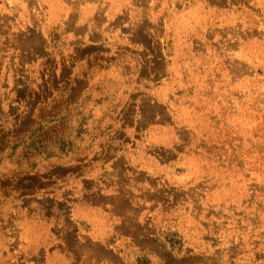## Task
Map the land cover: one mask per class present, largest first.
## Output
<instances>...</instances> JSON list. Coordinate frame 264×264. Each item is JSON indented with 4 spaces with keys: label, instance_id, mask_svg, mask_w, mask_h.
<instances>
[{
    "label": "rangeland",
    "instance_id": "obj_1",
    "mask_svg": "<svg viewBox=\"0 0 264 264\" xmlns=\"http://www.w3.org/2000/svg\"><path fill=\"white\" fill-rule=\"evenodd\" d=\"M0 264H264V0H0Z\"/></svg>",
    "mask_w": 264,
    "mask_h": 264
},
{
    "label": "crops",
    "instance_id": "obj_2",
    "mask_svg": "<svg viewBox=\"0 0 264 264\" xmlns=\"http://www.w3.org/2000/svg\"><path fill=\"white\" fill-rule=\"evenodd\" d=\"M77 5H79V4H77ZM80 10H84V7L83 6H78V8H77V12L79 11L80 12ZM84 12V11H83ZM71 13H73V12H71ZM83 20H84V18H83ZM74 24V23H73ZM72 28H74V26H72Z\"/></svg>",
    "mask_w": 264,
    "mask_h": 264
},
{
    "label": "bare ground",
    "instance_id": "obj_3",
    "mask_svg": "<svg viewBox=\"0 0 264 264\" xmlns=\"http://www.w3.org/2000/svg\"><path fill=\"white\" fill-rule=\"evenodd\" d=\"M133 29V28H132ZM131 30V29H130ZM138 34V33H137ZM35 38V37H34ZM33 38V39H34ZM134 38V37H133ZM18 39V38H17ZM34 40H36V39H34ZM135 42V41H134ZM35 44V43H34ZM144 47V46H143ZM158 72V71H157ZM155 242V241H154ZM160 243V242H159ZM156 244H157V242H156ZM163 247V246H162ZM151 249V248H150ZM161 251V250H160ZM159 252V251H158ZM163 252V251H162ZM161 253V252H160ZM162 255V254H161Z\"/></svg>",
    "mask_w": 264,
    "mask_h": 264
}]
</instances>
